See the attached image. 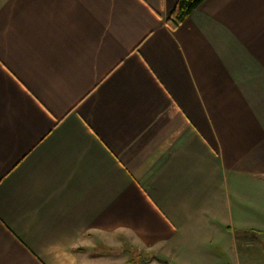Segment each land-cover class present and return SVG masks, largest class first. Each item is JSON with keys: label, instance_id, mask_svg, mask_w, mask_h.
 <instances>
[{"label": "crops", "instance_id": "1", "mask_svg": "<svg viewBox=\"0 0 264 264\" xmlns=\"http://www.w3.org/2000/svg\"><path fill=\"white\" fill-rule=\"evenodd\" d=\"M178 2L0 0V264H264V0Z\"/></svg>", "mask_w": 264, "mask_h": 264}, {"label": "trees", "instance_id": "2", "mask_svg": "<svg viewBox=\"0 0 264 264\" xmlns=\"http://www.w3.org/2000/svg\"><path fill=\"white\" fill-rule=\"evenodd\" d=\"M178 1L179 2L177 6L171 12L172 14L169 16L167 20V24L170 25V27L173 29L179 28L184 21H186L190 16H192L194 11L197 10L205 0H178ZM105 252L114 255L127 254L130 255L131 259L126 264H141L138 262L137 256H142V255L140 254L138 255L136 248L134 247L126 246L119 250L109 248V249H105ZM155 259H157L162 264H169L158 257H156ZM143 264L146 263L143 262Z\"/></svg>", "mask_w": 264, "mask_h": 264}, {"label": "rangeland", "instance_id": "3", "mask_svg": "<svg viewBox=\"0 0 264 264\" xmlns=\"http://www.w3.org/2000/svg\"><path fill=\"white\" fill-rule=\"evenodd\" d=\"M100 250L101 251H104V248H100ZM140 255H142V256H137V257H138V262L141 263V264H143V262L146 263V264H150V263H153V264H162L157 259H155L156 257H152V255H150L149 257L148 256L146 257V254L143 255L142 253ZM147 255H149V254H147ZM129 257H130V255H129Z\"/></svg>", "mask_w": 264, "mask_h": 264}]
</instances>
